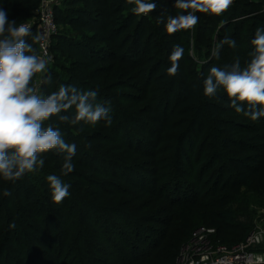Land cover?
Segmentation results:
<instances>
[{
    "label": "trees",
    "instance_id": "1",
    "mask_svg": "<svg viewBox=\"0 0 264 264\" xmlns=\"http://www.w3.org/2000/svg\"><path fill=\"white\" fill-rule=\"evenodd\" d=\"M40 1L0 0V8L7 10L9 21L25 24L27 19L37 17ZM159 1L164 6L158 13L162 17L161 21H164L158 25L163 31V42H168L173 47L179 44L184 48L183 33L178 31L168 34L165 29L168 16L177 14L176 8L171 4L174 0ZM244 3L233 0V4L237 6L232 11L244 14L247 11L242 8ZM61 4L63 7L53 8L57 33L51 40V50L60 51L66 57L68 65L63 64L59 73L54 70L46 72L45 76H51L52 82L41 85V94L46 96L58 91L61 84L73 85L83 91L95 90L98 92L97 102H108L105 106L111 108L112 123L108 125L101 120L95 125L101 124L102 127L88 133L87 130L93 125L83 122L77 125L65 124L57 117L45 122V127L48 124L53 127L58 125L65 141L76 145V154L73 157L75 167L68 175H62V155L51 150L40 154L44 155L45 163L35 173H26L15 182H7L0 177V216H3L0 258L4 245L8 244L11 253L18 255L16 263L24 264L26 259L23 251H34L30 241L36 240L35 235L38 233L43 236L41 241L47 242L49 263L60 264L59 257L62 252L54 257L52 251L55 238L60 237L59 243L67 244L63 242V236L69 235L74 226L73 217H76L80 225L75 232L77 234L71 239L74 240L72 243L78 245L81 240H88L90 237L82 234V225L84 222L97 225L100 211L114 215L121 225L120 229L111 225L107 230L108 236L104 234L93 238L112 259L118 257L112 235L124 244L122 231H125L135 239V245L141 244L139 233L136 237L131 226L133 221L123 219L122 215L126 218L133 217L130 215L133 212L129 211L132 209L128 208V202L124 199L129 196L139 199L141 194H145L146 179L140 175H132L134 169L126 164V160L135 156L136 160L146 163L145 174L155 176L157 169L169 165L165 163L164 156L171 151L172 145L176 156L181 153L190 129L195 130L197 135V141L192 143L190 152L197 147L206 129H213L223 143V147L218 146L217 151L212 153L214 165L225 166V162L218 160L224 155V147H228L235 153L229 160V165L234 170L226 172V176L221 178L211 194L199 189L193 197L187 194L185 200L172 205L169 215L188 237L191 234L190 218L197 212L205 213L209 225L218 237L221 236L220 241L233 245V234L237 231L236 227L240 226L235 210L231 209L233 198L240 193L242 187H255V191L264 199V155L248 139L252 137L253 141H262L264 117L252 120L246 116V123L221 117L227 113L223 111L222 103L225 100L221 98L226 95L224 90H218L213 97L206 96L203 91L204 81L187 72L183 64L177 75L168 76L166 69L171 66V62L162 56L161 43L157 39L159 32L147 25L144 19H139L129 10L126 11V0H63ZM30 28L32 36L27 39L36 54L37 39H33L37 37L36 27L32 25ZM223 35L235 39L236 47L224 45L220 55L232 56L233 59L239 57L246 65L253 48H246L243 52L245 57H241L243 41L238 38L240 32L229 31L226 26L223 28ZM109 58L112 62L106 64ZM126 62L139 67V77L144 79L146 85L142 97L137 100L138 104L142 103L144 106L135 108L131 105L132 110L121 106L122 102L134 99L124 92L128 87L127 82L121 75L112 80L115 65ZM213 66L223 68L225 65L223 62L211 60L206 66L207 74ZM233 112L236 113L235 110ZM62 114L73 116L75 109ZM116 154L129 159H124L125 162L120 164L119 160L122 159ZM53 174L71 185L70 195L59 204L53 201L46 179ZM5 191L8 195L4 194ZM154 191L153 189L150 192L155 194ZM33 193H36L35 196H32ZM213 199L215 202L210 205ZM135 212L137 213L136 210ZM54 215L62 217L68 228L59 229L56 219L54 226ZM136 222L134 220L135 224ZM242 223V230H238L240 241L244 240L253 226L250 220ZM13 224L15 227H10ZM91 242H88L89 249L99 247ZM152 243L153 249L150 252L137 255L130 253L131 260L127 264H177V249L173 248L170 252L168 249L167 252L164 247L159 249L158 242ZM35 245L41 247V242H36ZM71 247L73 251V245ZM31 257L35 263L42 264L35 253Z\"/></svg>",
    "mask_w": 264,
    "mask_h": 264
},
{
    "label": "rangeland",
    "instance_id": "2",
    "mask_svg": "<svg viewBox=\"0 0 264 264\" xmlns=\"http://www.w3.org/2000/svg\"><path fill=\"white\" fill-rule=\"evenodd\" d=\"M62 1L63 0H58L55 6L63 7L61 4ZM240 1L245 2L242 5V8L247 10L244 14H236L232 11L236 4H232L229 9L220 16H215L209 13H196L199 20L195 28L180 31L184 36V55L179 61V65L181 66L183 64L186 71L190 72L194 77H197L198 80L203 82L207 77L206 66L210 64L211 60H214V62H223L224 65L234 62L235 58L233 59L232 56L225 57L224 55H219V58H214L211 54L215 45L224 37L223 28L227 26L229 31L240 32L238 38L240 41H243V50L242 52L240 51L241 57L244 56L243 52L246 48H253L251 41L255 38L256 29L258 27L264 28V0ZM126 2V11L129 10L132 12V8L135 5L130 4L128 0H126ZM149 2H153V0H149ZM154 2L157 5L155 11L146 15L136 16L139 19H144L147 25L151 26V28H155L159 32L157 39L161 43L162 56L169 60L173 46L168 42H163L161 36L163 31L162 29H159L158 26L161 23L160 21L162 18L158 13L164 6L159 0H154ZM171 4H173V8L175 9L174 1ZM176 12L177 14H182L183 10L176 8ZM36 19L37 18L27 19L25 24L28 26L35 25L37 22ZM36 54H38V50L36 51ZM48 57H51V59L48 61L47 71L54 70L59 73L63 64L68 65L66 57L63 56L60 51L51 50V43ZM110 62H112V59L109 58L106 64H109ZM241 65L244 66V61H241ZM138 68L137 65L134 66L129 62H126L115 65L114 74H112V80L115 78L117 79L120 75L123 76L122 79L128 84V87L124 89V92H127L129 96L134 97L132 101L128 100L121 103L122 108H126V110L129 108L131 109V105L135 108L144 106L142 103H137V100L142 97V92L146 89L144 79L139 77L140 73ZM180 70L181 67H179L178 72ZM45 74L46 73L37 74V76L33 78V83L39 84L41 78L44 77ZM112 80L110 79V81ZM221 98L225 100L222 103L224 106L223 111L227 112L221 117L240 120L244 123L247 122L246 116H239L238 113L233 112L234 109L230 107V100L227 95H222ZM100 127H102L101 124L93 125L87 130V132L92 133L94 130H99ZM189 132L190 133L185 139L181 153L176 156L174 146L172 145V149H170L171 151L164 156L166 159L165 163H168L169 165H165V168L163 165L162 169H157L155 176L145 174L146 170H144V168H147V165L144 161L140 159L136 160L135 156H130L131 160L127 161L126 159H129L127 156L122 157L121 154H116L117 157L121 158L123 161L119 160L120 164L124 163L126 160V162H128L126 164L133 167L134 171L132 175H140L146 179L144 181L147 189L145 194H141L139 199L135 196H129L127 199H124L128 202V208L132 209L129 210L130 213H134V210H136L137 213H131L130 215L133 216L132 218H126L125 215H122L123 219L133 221L131 222V226L135 231L134 234L137 237V233H139L142 243L135 245V239H133L130 233H125V231H122V237H124L125 241L124 244L119 241L116 236L112 235V242L116 244L117 253L115 254L118 255L117 259H112L110 257L111 255L104 251V247H102L100 243H96L93 238H97L96 236L100 237L104 234L108 236L107 230L111 228V225H115V228L120 229L121 225L119 224V221L116 220V217L110 213L105 214L104 211H100L99 223L97 225H91L84 222L82 225L84 232L82 234H85L90 238H87L89 241L81 240L78 245L73 244L72 242H74V240L72 241L71 239L77 234L75 232L78 230L80 221H78L76 217H73L74 226L72 230L67 237L63 236V238H65L63 239V242L67 244L63 245L62 243H59L60 237H56L52 245L54 257H58L57 255L62 252L59 257L60 264H127L131 260L130 253L137 255L143 252H150L153 249L151 246L153 245V241L158 242L159 249L164 247L167 252L168 249L169 252L173 248L177 249V264H207L210 260L216 261V259H219V256L224 249L229 250L234 245L243 241L238 239L240 236V231L238 232V230H242L243 228L241 227L243 224L242 221L246 222L250 220L253 225L250 228H254L264 212V199L255 191V187H242L240 193L234 197L233 202H231V209L235 210L240 222V226L236 227L237 231L233 234L236 240H230L234 243L233 245L222 243L220 241L221 236L218 237L216 232L209 231L213 229V227L209 225V219L204 216L205 213L202 214L201 212H197L192 218H190L189 225L191 234L188 237L184 234L182 229H179L178 226L174 224V220H172L169 215L172 205L176 202L185 200L187 194L188 196L193 197L197 189L207 194H211L215 191L221 178L226 176V172L234 170L232 165H229L231 164L229 160L235 153H232L228 147H224V155L218 160V162H225L223 163L225 166L214 165L212 153L217 151L218 146L223 147L222 140L215 130L209 129L207 131L206 129L204 135L200 137L197 147L193 149V152H190L189 150H191L192 143L197 141V135L196 131L193 129H190ZM262 137V141H253V139H251L252 137H249L248 139H250L251 141H249L253 146H256L257 149L262 152V155H264V133ZM40 158L44 159V155H40ZM153 189L155 190V194L150 192ZM36 193H33L32 196H35ZM214 202L215 199L210 201V205ZM55 219L58 220L57 227L59 229L65 227L68 228L65 222H63V218H59L55 215L52 223L54 226L56 222ZM150 219L151 221H149ZM134 220L135 222L137 221V224L134 223ZM2 229L3 216H0V234ZM35 237L36 240L30 241V244L33 245L32 250L34 251H23V255L26 259L24 264H39L35 263L33 257H31L33 253L39 257L42 264H50L46 252L47 242L43 240L41 241L43 236L38 233H36ZM1 238L2 237L0 236V240ZM228 239H230V237H228ZM69 240H71V242ZM36 242H41V247L39 245L38 247H35L37 246L35 245ZM69 242L70 244H68ZM88 242L99 247L93 250L92 247L89 249ZM72 245L74 247L73 251H71ZM10 249L11 248L8 244L4 245L0 264H17L16 261L18 260V255L12 254ZM257 249L263 251L264 246L261 245ZM201 253L203 254L202 258L199 255ZM207 254L209 255L208 258Z\"/></svg>",
    "mask_w": 264,
    "mask_h": 264
},
{
    "label": "clouds",
    "instance_id": "3",
    "mask_svg": "<svg viewBox=\"0 0 264 264\" xmlns=\"http://www.w3.org/2000/svg\"><path fill=\"white\" fill-rule=\"evenodd\" d=\"M128 2L135 5L132 12L136 15H146L157 7L154 0ZM232 4L233 0H174L175 7L183 13L169 15L165 29L168 34L194 29L199 20L196 13L220 16ZM30 36L31 28L27 24L9 21L7 10L0 8V177L7 182H15L26 173L38 171L45 163L40 154L51 150L62 155V175L74 170L76 145L65 141L58 125L44 126L52 117L71 125L80 122L95 125L101 120L108 125L112 123L111 108L105 106L108 102H97L95 90L83 91L73 85L61 84L58 91L46 96L41 94L40 86L50 84L51 76L42 77L39 84L33 83V78L46 73L51 57L45 59L35 54L27 39ZM251 44L253 51L249 53L250 60L246 65L242 66L240 58L236 57L223 68L211 67L204 79L203 91L206 96L213 97L223 89L236 113L258 120L264 117V28L256 29ZM224 45L235 48L236 41L224 37L212 49L214 58H219ZM183 55L184 48L174 45L169 56L171 66L166 69L168 76L177 75ZM73 108V116L62 114ZM46 179L55 203H61L70 195L71 185L64 183L60 176L48 175ZM4 194L8 195L7 191Z\"/></svg>",
    "mask_w": 264,
    "mask_h": 264
},
{
    "label": "built area",
    "instance_id": "4",
    "mask_svg": "<svg viewBox=\"0 0 264 264\" xmlns=\"http://www.w3.org/2000/svg\"><path fill=\"white\" fill-rule=\"evenodd\" d=\"M57 1L41 0L37 8V22L34 25L38 37L37 50L38 54L45 59L48 57L51 40L57 33L53 11ZM209 231L214 232V229ZM261 245L264 246V212L258 223L241 243L234 245L229 250L224 249L219 259H216V261L210 260L207 264H264V250L259 251L260 249H257ZM199 255L201 258L203 257L202 253ZM208 256L207 254V258Z\"/></svg>",
    "mask_w": 264,
    "mask_h": 264
}]
</instances>
